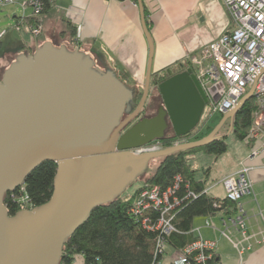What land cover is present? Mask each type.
Wrapping results in <instances>:
<instances>
[{"label": "water", "instance_id": "obj_1", "mask_svg": "<svg viewBox=\"0 0 264 264\" xmlns=\"http://www.w3.org/2000/svg\"><path fill=\"white\" fill-rule=\"evenodd\" d=\"M138 1L140 13L143 9ZM149 55L142 96L131 112L136 90L78 50L46 42L32 55L14 54L0 78V264H58L62 246L92 209L112 202L148 171L151 160L201 148L221 126L253 99L254 85L221 124L205 138L150 154L131 150L165 138L169 124L176 138L197 126L204 95L186 71L156 89L163 101L155 116L120 131L142 110L150 87L151 36L142 20ZM175 138V139H176ZM56 164L49 201L10 217L3 204L42 161Z\"/></svg>", "mask_w": 264, "mask_h": 264}, {"label": "crops", "instance_id": "obj_2", "mask_svg": "<svg viewBox=\"0 0 264 264\" xmlns=\"http://www.w3.org/2000/svg\"><path fill=\"white\" fill-rule=\"evenodd\" d=\"M54 1L50 10L40 17L41 35L34 40L24 37L15 47L14 54H24V51L30 54L46 42L54 47L64 45L71 51L76 48L97 62L98 68L112 70L122 83L136 92L144 86L149 55L142 20L147 23L153 43L150 78L164 76L165 80L189 71L187 56L200 52L232 29L222 0H141L142 14L138 1L137 4L130 0ZM30 14L23 11L21 16L14 15L20 18L19 25L24 34H28L24 20ZM9 65L7 59L0 67L3 70ZM203 112L195 131H202ZM239 142L231 153L228 148L218 157L197 153L191 156V163L194 169H209L202 177L198 172L196 178L204 180L207 195L220 200L225 198L221 181L242 168L248 169L253 195L244 197L241 204L247 217L246 233L250 234L264 229V131L255 140ZM255 149L258 153L252 156ZM228 217L220 212L212 217L195 219V237L214 243L213 253L220 264H264V242L251 241V248L241 254L232 246L231 241L239 242L241 236L229 224L224 228L222 221ZM206 220L212 228L205 227ZM225 229L230 241L220 234ZM172 255V261L177 259L175 251ZM72 264H84L83 258L75 256Z\"/></svg>", "mask_w": 264, "mask_h": 264}, {"label": "built area", "instance_id": "obj_3", "mask_svg": "<svg viewBox=\"0 0 264 264\" xmlns=\"http://www.w3.org/2000/svg\"><path fill=\"white\" fill-rule=\"evenodd\" d=\"M16 2L17 0H0V6ZM222 3L232 29L200 52L187 56L186 60L191 74L204 95L205 107L209 109V117L216 114L222 116L233 110L254 85L253 100L257 110L253 112V123L246 138L247 141H252L264 131V0H222ZM21 6L31 9V17L36 20L43 12L44 7L41 0H26ZM24 29L35 36L40 33L38 23L26 25ZM4 33H0V38ZM190 141L188 135L174 139L170 142V146L177 147ZM162 150H164L163 143L153 141L143 147L133 149L131 152L135 155H143ZM257 153L256 149L253 150L252 156ZM247 173L248 169L242 168L221 181L225 199L236 205L235 215L223 220L222 224L224 228L227 224L231 225L240 234L241 241H231L232 246L239 254L251 248V241L256 244L264 242V229L256 233H246L247 217L241 201L244 197L253 195V185L248 179ZM180 183L181 179L176 177L174 185L164 191L158 186H146L138 192L131 208L133 215L143 217L144 227L159 233L153 250V264L161 263L157 261V258L163 257L167 249L164 237L171 233H177L173 220L176 208L182 201L176 196ZM15 190H17L15 200L17 212L31 211L35 208L23 184ZM189 197L194 198L195 196L189 193L185 198ZM150 210L158 214L155 223H152L147 216L144 217ZM259 215L261 216V214ZM205 227L212 228L208 220L205 221ZM227 229L220 234L230 241ZM214 247L213 242L197 239L181 252H176L177 259L170 264H188L190 259H193L197 264H205L207 259H211Z\"/></svg>", "mask_w": 264, "mask_h": 264}, {"label": "trees", "instance_id": "obj_4", "mask_svg": "<svg viewBox=\"0 0 264 264\" xmlns=\"http://www.w3.org/2000/svg\"><path fill=\"white\" fill-rule=\"evenodd\" d=\"M41 1L44 6L43 14L50 10L55 2ZM130 1L137 4V0ZM13 18L16 20V25H19L20 18L16 16ZM29 21L25 19L24 23ZM145 24L147 27L146 21ZM32 54L33 52L26 55ZM152 80H154L153 85H159L165 78L154 76ZM140 97L141 94L136 102H139ZM253 103V99L247 101L233 118L231 132L239 141L246 140L252 126L255 109ZM175 138L172 134L165 135L161 141L163 148H170V142ZM201 139L203 138H196L193 142ZM226 139L227 136H216L213 141L201 148L163 157L155 172L144 183L148 187L158 186L164 191L174 185L176 177L181 179L176 196L182 201L176 208L173 220L177 233L164 237L167 248L177 253L197 240L193 231L195 219L212 217L220 212L225 216H233L236 213L234 203L225 198L215 199L204 192V180H197L196 174L198 172L206 174L209 169H194L191 163V156L197 153L214 157L225 154L228 148ZM55 175L56 164L51 160H44L26 177L23 186L35 208L46 204L51 198ZM139 191L137 189L130 200L119 196L110 203L92 209L87 219L65 240L58 264H72L75 256H81L84 264H153V250L159 233L148 230L142 223L143 217L131 213ZM189 193L195 197L185 198ZM16 198L17 190L6 191L3 195V204L12 218L17 214ZM145 216L152 223L158 218V214L152 210L147 211ZM161 260L162 257L157 258L158 262ZM188 264L197 263L190 259ZM205 264H220V261L217 255L212 253L211 259H207Z\"/></svg>", "mask_w": 264, "mask_h": 264}, {"label": "rangeland", "instance_id": "obj_5", "mask_svg": "<svg viewBox=\"0 0 264 264\" xmlns=\"http://www.w3.org/2000/svg\"><path fill=\"white\" fill-rule=\"evenodd\" d=\"M25 1L26 0H17V2L14 4L0 6V33L5 32L4 35L0 38L1 40L4 37L3 40L1 41V47H0V64L1 65H4L5 60L7 59H11V61L13 60V55H14L13 50H15V47L19 44L20 41H22L24 37H28L31 40H34L32 36H30L29 34H24L23 31H21L20 25L15 26L16 22L13 18L14 15L21 16L23 11L25 12V14H28L29 12H31V9L29 8H22L21 5H23ZM14 26L16 28L15 30H14ZM10 41L12 42L10 43ZM187 66L189 67V65ZM2 71L3 70L0 67V78H1ZM152 78H150L149 92L155 93V89L153 85L154 80H152ZM141 89H143V86ZM253 104L255 107L254 111H256L257 106H256L255 101ZM208 111H209L208 107H205L202 118H201V124H200V126H203L202 131L199 132V131L194 130L192 133H190L189 135L190 140H191L190 142L194 141L196 138H204L206 135H209L214 129H216L221 124L222 122L221 115L216 114V115H213L212 117H209ZM228 123L229 121L225 122L221 126L218 132V136L227 135L226 142L228 144V149H229L228 151L231 153L233 152L235 146L236 147L239 146L240 142L235 138L232 132L230 133ZM171 134L172 133H169L168 135L171 136ZM160 162H161V158L151 160L148 165L149 171L143 177L138 179V181L134 185L130 186L127 191L121 194V197L124 199L130 200L131 196L137 189L142 190V188H145L146 185L144 183L155 172ZM199 176L202 177V172H199ZM173 253H174L173 250L169 248L166 249L164 256L162 257L163 264H168L172 261Z\"/></svg>", "mask_w": 264, "mask_h": 264}, {"label": "flooded vegetation", "instance_id": "obj_6", "mask_svg": "<svg viewBox=\"0 0 264 264\" xmlns=\"http://www.w3.org/2000/svg\"><path fill=\"white\" fill-rule=\"evenodd\" d=\"M31 14H32V11H31ZM31 14L29 16V19L30 21L28 23H26L24 25V27L26 25H31L33 23H38L39 26H40V33L38 35H32L30 33H28L30 36H32L34 39L38 38L41 33H42V26H41V20H40V17L43 15V12L41 13V15L39 16L38 20H36L34 17H31ZM1 42V40H0ZM0 47H1V43H0ZM16 50V49H15ZM13 50V52L15 51ZM27 54V53H26ZM24 54V55H26ZM100 70H103L102 68H99ZM3 72V71H2ZM157 87V85H154ZM156 87L154 88L155 89V93H152V92H149L148 91V96H147V99L144 103V106L142 108V110L139 112V114L133 118L119 133V135L121 136L122 134H124L127 130L130 129V127H132L133 125H135L138 121L142 120V119H150L152 118L153 116H155L157 114V112L159 111L160 108H163L164 109V106H163V101L161 99V96L159 95V92L157 91ZM150 88V87H149ZM142 91H139V92H136L135 94V102L133 103V108L131 110V112L129 113H124L123 114V117L121 119V122H123L136 108L137 104L139 102H136L137 99H138V96L141 94L142 96ZM141 99V97H140ZM140 101V100H139ZM169 133H173L172 131V128H171V125L169 124L168 128H167V132H166V135H168ZM190 135V134H189Z\"/></svg>", "mask_w": 264, "mask_h": 264}, {"label": "clouds", "instance_id": "obj_7", "mask_svg": "<svg viewBox=\"0 0 264 264\" xmlns=\"http://www.w3.org/2000/svg\"><path fill=\"white\" fill-rule=\"evenodd\" d=\"M224 116V115H223ZM193 142V141H192Z\"/></svg>", "mask_w": 264, "mask_h": 264}]
</instances>
